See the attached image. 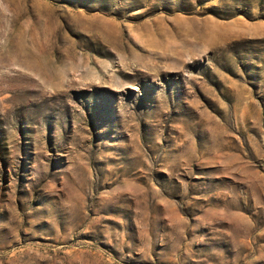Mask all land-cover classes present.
I'll return each mask as SVG.
<instances>
[{
    "label": "rangeland",
    "instance_id": "obj_1",
    "mask_svg": "<svg viewBox=\"0 0 264 264\" xmlns=\"http://www.w3.org/2000/svg\"><path fill=\"white\" fill-rule=\"evenodd\" d=\"M0 264H264V0H0Z\"/></svg>",
    "mask_w": 264,
    "mask_h": 264
},
{
    "label": "bare ground",
    "instance_id": "obj_2",
    "mask_svg": "<svg viewBox=\"0 0 264 264\" xmlns=\"http://www.w3.org/2000/svg\"><path fill=\"white\" fill-rule=\"evenodd\" d=\"M106 30H107V29H106ZM112 33H113V32H112ZM105 34H107L108 36H104ZM115 34L118 35L117 32H116ZM115 34H113V35H115ZM116 35H115V37H116ZM101 36H102V38H104V40H105V39L109 40V38L112 39V37H111L112 34H110V31H108V32H103V31H101ZM207 36H209V35H207ZM116 39H117V38H116ZM116 39H115V40H116ZM134 39H135V38H134ZM139 39H140V38H138V40H139ZM151 39H152V38H151ZM107 40H106V41H107ZM112 40H113V39H112ZM135 40H136V39H135ZM157 40H158V39H157ZM112 42H113V41H112ZM113 43H114V42H113ZM119 43H120V42H119ZM137 43H139V42H137ZM140 43H141V42H140ZM157 43H158V42H157ZM103 44H104V43H103ZM152 45H153V44H152ZM154 45H155V44H154ZM106 46H107V45H106ZM155 46H156V45H155ZM160 46H161V45H160ZM115 47H116V46H115ZM119 47H120V46H119ZM119 47H118V48H119ZM106 49H107V48H106ZM107 51H108V50H107Z\"/></svg>",
    "mask_w": 264,
    "mask_h": 264
}]
</instances>
